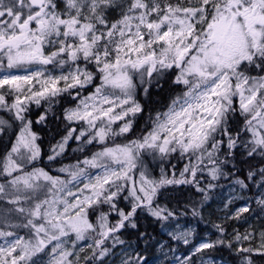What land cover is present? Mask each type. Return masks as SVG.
Returning a JSON list of instances; mask_svg holds the SVG:
<instances>
[{"label": "snow or ice", "instance_id": "obj_1", "mask_svg": "<svg viewBox=\"0 0 264 264\" xmlns=\"http://www.w3.org/2000/svg\"><path fill=\"white\" fill-rule=\"evenodd\" d=\"M113 12H118V18L110 20ZM4 60L7 70L23 69L26 74L0 76V110L19 122L0 171L9 178L8 189L0 184V201L14 206H0V264H41V254L50 256L48 264H72L68 257L74 253L63 247L68 241L62 238L74 234L75 248L91 233L95 236L87 247L92 252L84 257L85 264H105L110 254L118 257L119 264H148L142 251L122 238L128 229H138L143 213L166 230L172 241L189 249L184 255H173L175 264H215L204 254L220 247L233 251L238 264H256L253 257L264 261V242L258 248L241 246L250 233H237L235 244L226 243L223 226L215 224L221 234L216 240L205 237L194 243L193 229L184 230L179 223L173 226L189 208L192 217L200 216L210 199L209 190L222 187L212 181L221 179L241 198L255 186V202L264 212V0H0V67ZM89 64L99 73L98 85ZM32 65L68 70L52 75L45 67H28ZM171 69L178 70L173 82L184 85L182 93L166 111L149 117L152 127L142 139L107 146L109 138L128 133L142 112L137 88L147 95L156 79L153 74L163 76ZM89 86L94 91L83 95ZM64 93L77 102L65 109L64 119L82 121L87 128L75 137L76 129H69L52 146L48 160L61 156L73 138L81 141L87 135L83 143L104 147L82 161L85 167L78 163L60 168L70 177L67 180L39 167L14 176L41 156L39 137L26 117L29 106H40L42 101L51 105ZM234 98H238V109ZM237 112L243 120L233 134L231 121ZM44 120L41 115L37 123ZM117 121H123L118 130L112 127ZM12 126L0 119V132ZM145 150H151L153 160L158 154L161 161L179 152L189 163L179 178L162 174L155 180L141 158ZM86 169L99 171L93 175ZM134 169H139L138 181L132 179ZM204 172L210 177L206 186L197 178ZM74 182H83V188L72 191L68 185ZM169 185L192 186L202 194L199 205L186 202L178 210L156 203L160 189ZM44 189L50 196L41 200L35 194ZM121 198L127 208L118 205ZM33 200L28 207L21 204ZM231 203L229 199L225 207ZM60 204L62 211L57 207ZM90 210L98 213L95 223L90 222ZM250 211L248 206L241 207L233 218ZM16 214L19 223H13ZM112 214L115 222L110 220ZM18 228L30 229L31 238L18 235ZM131 235L137 237V244L150 239L142 231ZM261 238L264 241V233ZM49 245L50 252L45 253ZM159 247L164 253L165 245ZM169 251L175 249L169 247Z\"/></svg>", "mask_w": 264, "mask_h": 264}, {"label": "trees", "instance_id": "obj_2", "mask_svg": "<svg viewBox=\"0 0 264 264\" xmlns=\"http://www.w3.org/2000/svg\"><path fill=\"white\" fill-rule=\"evenodd\" d=\"M83 64V63H81ZM88 70H92V66H87ZM0 69H2L0 67ZM93 71V70H92ZM98 74L97 72H95ZM176 69H171L166 71L163 76H157V74H153L156 79L153 80L151 87L149 88V93L146 95L141 87L137 88L136 98L138 102L141 103L142 112L137 114V116L133 119L132 129L124 134L123 136L109 138L106 141V144L111 143H127L131 140L142 139L144 135L151 129L152 123L149 119L151 116L155 118L156 113L163 112L167 110L168 105L171 103V100L175 98L177 95L181 94L184 90V85L175 84L173 81L175 79ZM255 74V73H253ZM148 77L145 76V80ZM158 81V82H157ZM137 85L140 84L139 78L137 77L135 80ZM75 92V90H73ZM84 95V94H83ZM62 97V98H61ZM10 102V97L7 98ZM235 100V107H239L237 104V98ZM55 103L51 105L47 101H42L40 106L35 104H31L29 106V111L26 113V117L31 121L32 130L39 137L37 143L41 146V156L40 158L31 166L43 168L44 171L49 174H54L53 171L59 169L64 165H74L76 163L81 162V158L88 154L90 150L99 145L92 144L88 147L80 148L78 150L73 148L74 141L71 139L68 144L65 152L59 156L54 161H47L48 155L51 154V148L58 141H61L62 138L67 135L69 129L75 128L76 131L73 133V136L81 129H83L82 123H69L64 119L65 109H71L76 106V101H72L71 97L64 93L61 96L55 98ZM59 105V107H58ZM41 115H45V120L41 123H37L39 117ZM0 118L4 120H8L13 125L10 128H5L3 132H0V171H2L3 159L11 149V146L15 140L17 133L19 132V122L15 121L13 117L7 112H0ZM243 118L237 112V115L234 120L231 121V128L234 130L239 128L242 124ZM120 126V122H116L112 125V127L118 130ZM81 149H83L81 151ZM151 150H145L142 154V160L144 161V166L150 173L152 179L159 180L161 175H165L167 178H172L173 174L177 178H179L180 171L183 170L185 165L189 163L187 158H181L179 152L172 153L166 159L161 161L157 154V159L153 160L152 155L149 153ZM237 160H239V156H237ZM174 166V167H173ZM231 167V165H228ZM161 168H163V173L161 172ZM15 176V175H14ZM197 178L200 180L203 186H206L208 182H210V177L207 176V173H198ZM9 178L3 175H0V184H4L6 189L9 188L6 181ZM212 183H216L222 185V187L213 188V192H209V196L214 192L221 190L225 186L229 185L228 181L221 179L220 181H212ZM255 190V186H253L252 192L245 191L243 194V198L246 202H249L252 206V202L254 200L253 192ZM215 195V194H214ZM39 198L42 200L48 197L46 194L41 192ZM202 198V194L196 193L195 189L190 185H169L160 189V193L157 195L156 203H159L162 206H168L170 208H176L178 210L184 209L185 203H191L195 201L198 205ZM35 203V200L24 202L21 204L24 207H28ZM118 205L123 208H127V203L121 198L117 201ZM0 206L3 207H14L12 205H7L6 201H0ZM105 211L108 210L107 205L101 206ZM244 213L243 217L250 216L252 212ZM212 205L208 201H206L203 207L200 209L201 215L197 217H192L190 208L187 209L188 214L186 216H179L178 222L183 224H191L196 225L198 231L196 232V240L204 237L207 234L211 235L209 240L214 241V238L219 237L221 234L215 229L214 225L221 224L224 228V239L226 243L228 241H232L234 244L236 243L234 237L237 233L240 235H245L250 233L251 238L249 240H245L241 242V246L244 247H252L258 248V238L256 236L255 230L252 228H247L245 225H236L233 219H218V213H215ZM91 213V210H90ZM98 213L90 214V222L95 223L96 215ZM202 217V218H201ZM117 219L115 214L110 216V220L114 222ZM20 218L19 215L16 214L13 223H19ZM26 222V220L24 221ZM138 229H128L122 237L128 242H131L134 247H137L142 251L143 255L147 258L148 264L155 259L157 250L160 249L159 245H165V248L172 246V241L161 234L160 226L157 222H155L150 216L146 213H143L138 218ZM236 225V226H234ZM264 228V225L262 226ZM18 235L24 236L26 239L30 237V229L18 228L15 229ZM142 231L146 232L150 237L149 242L146 244L143 240H141L138 244L136 243L137 237L135 235H131V233ZM182 251L186 254L188 252V248L183 249ZM206 259H213L215 263H225V264H238L236 260L235 253L229 250L227 247H220L216 250H209V252L205 253ZM256 261V264H264V261L261 260L260 257H253ZM111 261V258L109 259ZM85 264V262H82Z\"/></svg>", "mask_w": 264, "mask_h": 264}, {"label": "rangeland", "instance_id": "obj_3", "mask_svg": "<svg viewBox=\"0 0 264 264\" xmlns=\"http://www.w3.org/2000/svg\"><path fill=\"white\" fill-rule=\"evenodd\" d=\"M118 15H119L118 12L111 13L110 14V20L117 19ZM2 63L4 64V67H1L2 69H0V76H3L6 72H11V74H19V75L26 74V72L23 69L7 70L6 69V60L2 61ZM78 63H79L81 68L85 67V64H84V62L82 60L79 61ZM81 63H83V64H81ZM89 65L92 66V70H93V71L92 70H90V71H92L94 73V77H95L94 83L98 85L99 82H100L99 78H98L99 77V73L98 74L95 73L96 70H95V65L94 64H89ZM89 65H87V66H89ZM28 67L31 68V69H36V68H39V67H45L48 70V72H50L52 75H60L62 72H64L66 74V72L68 70L67 67H65L64 69H60V68L53 69V66H51V65H48V66L32 65V66H28ZM73 67H75V66H73ZM177 71L178 70H176V72ZM62 84H63V82H61V86H62ZM37 87H39V85H37ZM92 91H94V87L93 86H89L88 88L83 90V94L84 95H88ZM10 102H11V97H10ZM236 103L239 104L238 98H237V102ZM0 112L4 113V110H0ZM0 119H3V118H0ZM73 122H75V121H73ZM117 122H120V125L123 123V121H117ZM75 123H79V122H75ZM80 123L83 124V129L87 128V125H85L82 121H80ZM79 132H80V130L73 137H75L76 135H79ZM93 132H94V130H93ZM91 134L92 133H89V135H91ZM87 138H88L87 135L85 137H82L81 141H77V140H75L73 138V141H74L73 148L78 150L80 148H84V147H88V146L92 145V144H86V143L82 142V141H85ZM70 141L71 140H69L68 144L70 143ZM14 142H15V140H14ZM93 144H96V145H99V146L92 148L88 154L84 155L81 158L82 160L79 163V167H85L83 165L82 161L85 158H91V156L93 155L94 152L100 151L104 147V145H101V144L96 143V142H94ZM115 144H117V143H114V144L108 143L107 146H115ZM57 158H59V156L56 157V159ZM47 161H49V160H47ZM77 164L78 163H76L74 165H77ZM31 165L32 164H26L23 172L13 173V175H23L24 172H31L33 170V168H34ZM67 166H71V165H64L62 167H67ZM62 167H60V168H62ZM59 169L54 170L53 171L54 174H49V173L48 174L53 176V177H59L61 180L70 179V177H68V175L66 173L60 172ZM86 171L88 173L94 175L99 170H97V169H86ZM131 176H132V179L138 181L140 179L139 169H134L133 172L131 173ZM81 181L87 182L84 179V177H81ZM83 182L78 183V184L76 182H74L73 184L68 185V187L71 188L72 191L77 192L78 189L83 188ZM40 183L44 184L45 182L44 181H40ZM48 187H50V185ZM128 187H131V183L130 182L128 184ZM230 188H231V186L227 185L224 188H221V190H219L217 192H214L212 195H210V199L208 200V202L213 207L212 211H214L215 213H218V219H223V218L233 219V221H234V223L236 225H245L247 228L254 229L255 233H256V236L258 238V245L260 246L261 243L264 242V241H262V238H261V234L264 233V228H262V226L264 225V212L260 211L259 206L255 202V197H254V200H253L252 206H251L250 203L246 202L243 197L241 198L239 195H237V193H232L230 191ZM213 191H214L213 189L209 190V192H213ZM255 191H256V189L254 190V192ZM41 192H43L47 196H50V194L47 192L46 189L38 191L35 195H39ZM59 195L61 197H66V193H60ZM233 197H235V198L233 199ZM66 198L68 200H70V201L74 199L73 197H66ZM229 199H232V203L228 204V206L225 207V205L228 203ZM244 206H248L249 208L250 207L252 208V212L250 213V216L243 217V215H244V213H243L239 219L233 218V217H235V214H236L237 210L239 208H241V207H244ZM57 207L61 211L63 210V205L62 204L57 205ZM175 223H179L181 228L184 229V230H187L189 228L194 230V233H195L194 238H193L194 239V243L200 242L205 237L209 239L211 237V235H214V234H207L204 237H201L197 241H195L196 237H197L196 232L198 231L196 225L183 224V223H180L178 221H175V222H173V226L175 225ZM236 225H234V226H236ZM160 232H161L162 235H164L165 237H167L168 239L171 240V238L167 235V231L166 230H162L161 229ZM93 236H95V233L89 234V238L87 240L77 242V246L75 248H73V245L71 243V241L75 240V235L74 234H71L70 237L62 238L63 240L68 241L67 243H65L63 245V247L66 250L72 251L74 253L72 256L68 257V259L70 261H72V264H77V257L80 258L79 261H78V264H82V262H85L84 257L86 255H89V256L91 255L92 250L90 248H88L87 245L92 243V237ZM216 239L217 238H214V240H216ZM54 243L55 242H53V244ZM109 245H110V242H109ZM51 247H52V245H49L48 248L45 249V253H49ZM81 247L84 248L83 252L80 251ZM170 247L175 249L174 253L169 251V247L164 248V253H167V257H165L164 253H162L161 250L159 249V250H157V254L155 256L156 258L153 259L150 262V264H175V262L172 259L173 255H184L185 254L182 251L181 247H184L183 249H185L186 247L182 243L177 244L175 241H172V246H170ZM115 251L119 252L120 251L119 247ZM41 256H42L41 264H48L50 256L49 255H45V254H41ZM110 258H111V261H109ZM113 261H115V264H119L118 257L112 256L111 254L108 257H105V264H113ZM96 264H99V262H96ZM215 264H218V263H215ZM219 264H225V263H219Z\"/></svg>", "mask_w": 264, "mask_h": 264}, {"label": "flooded vegetation", "instance_id": "obj_4", "mask_svg": "<svg viewBox=\"0 0 264 264\" xmlns=\"http://www.w3.org/2000/svg\"><path fill=\"white\" fill-rule=\"evenodd\" d=\"M53 69H56V68L53 67ZM61 98H62V97H61ZM58 107H59V105H58Z\"/></svg>", "mask_w": 264, "mask_h": 264}]
</instances>
